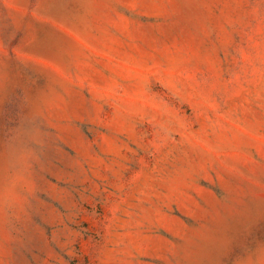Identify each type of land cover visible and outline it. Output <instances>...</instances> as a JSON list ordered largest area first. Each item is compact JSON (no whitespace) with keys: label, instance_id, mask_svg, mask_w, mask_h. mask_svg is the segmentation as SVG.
<instances>
[{"label":"rangeland","instance_id":"rangeland-1","mask_svg":"<svg viewBox=\"0 0 264 264\" xmlns=\"http://www.w3.org/2000/svg\"><path fill=\"white\" fill-rule=\"evenodd\" d=\"M0 264H264V0H0Z\"/></svg>","mask_w":264,"mask_h":264}]
</instances>
